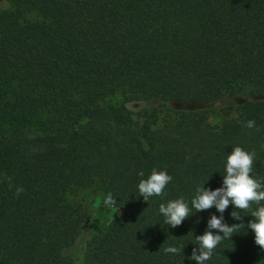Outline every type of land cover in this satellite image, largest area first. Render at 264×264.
<instances>
[{
    "label": "trees",
    "instance_id": "trees-1",
    "mask_svg": "<svg viewBox=\"0 0 264 264\" xmlns=\"http://www.w3.org/2000/svg\"><path fill=\"white\" fill-rule=\"evenodd\" d=\"M1 1L0 264H196L220 213L172 228L159 205L221 187L234 146L264 177V0ZM154 167L173 179L147 202L137 173ZM89 189L118 217L74 199ZM234 210L245 227L205 264H264L251 210Z\"/></svg>",
    "mask_w": 264,
    "mask_h": 264
},
{
    "label": "clouds",
    "instance_id": "clouds-1",
    "mask_svg": "<svg viewBox=\"0 0 264 264\" xmlns=\"http://www.w3.org/2000/svg\"><path fill=\"white\" fill-rule=\"evenodd\" d=\"M244 126L251 129L255 127L254 120L244 122ZM264 147V146H262ZM256 160L255 151H247L240 146H234L227 154L225 174L223 175L222 186L215 190L206 189L203 185L197 186L190 203L183 196L161 203L159 212L164 216V222L170 227L180 226L182 222L191 216L192 208L196 212L209 210L213 207L220 213L219 216L212 214L207 221V227L202 235L195 236V245L191 260L196 264H205L210 260L218 244L225 238H231L243 223L228 225L225 222L223 213L229 205L235 209L230 213L233 220L241 221V211H249L253 205L257 207L251 210L253 218L247 224L255 234V243L264 250V177L251 175ZM141 179L137 185L138 191L144 201H149L153 196L163 197L166 195L165 188L172 181V176L167 170L152 168L150 174L145 178L143 171L137 173ZM9 187L12 188V180L8 178ZM24 191L22 186H15V194L19 196ZM117 203L112 193H108L104 204L112 207ZM213 230L217 233L214 234ZM180 248L169 246L164 248L165 253L179 254Z\"/></svg>",
    "mask_w": 264,
    "mask_h": 264
},
{
    "label": "rangeland",
    "instance_id": "rangeland-1",
    "mask_svg": "<svg viewBox=\"0 0 264 264\" xmlns=\"http://www.w3.org/2000/svg\"><path fill=\"white\" fill-rule=\"evenodd\" d=\"M8 7L5 1L0 0V11L4 10ZM226 116L222 114L219 110H215L209 115V123L212 125H219ZM75 195V194H73ZM71 198V196H70ZM73 198V196H72ZM74 199L82 201L85 205H87L91 210L94 208L95 205L100 203H104L103 196L96 190H85L79 192ZM109 213L112 216V219L118 217V211L113 207H108Z\"/></svg>",
    "mask_w": 264,
    "mask_h": 264
}]
</instances>
